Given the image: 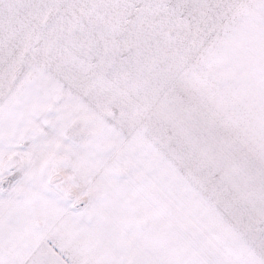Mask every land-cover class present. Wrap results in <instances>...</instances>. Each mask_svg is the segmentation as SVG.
<instances>
[{
	"label": "snow or ice",
	"instance_id": "6c2138e0",
	"mask_svg": "<svg viewBox=\"0 0 264 264\" xmlns=\"http://www.w3.org/2000/svg\"><path fill=\"white\" fill-rule=\"evenodd\" d=\"M0 264H264V0H0Z\"/></svg>",
	"mask_w": 264,
	"mask_h": 264
}]
</instances>
